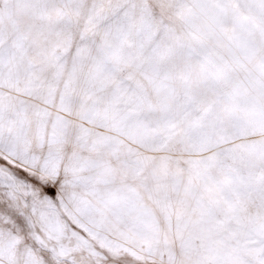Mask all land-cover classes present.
Instances as JSON below:
<instances>
[{
  "label": "snow or ice",
  "instance_id": "6c2138e0",
  "mask_svg": "<svg viewBox=\"0 0 264 264\" xmlns=\"http://www.w3.org/2000/svg\"><path fill=\"white\" fill-rule=\"evenodd\" d=\"M0 264H264V0H0Z\"/></svg>",
  "mask_w": 264,
  "mask_h": 264
}]
</instances>
